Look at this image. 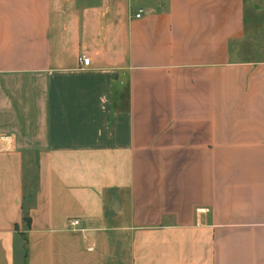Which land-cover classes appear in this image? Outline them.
<instances>
[{
  "label": "crops",
  "instance_id": "1",
  "mask_svg": "<svg viewBox=\"0 0 264 264\" xmlns=\"http://www.w3.org/2000/svg\"><path fill=\"white\" fill-rule=\"evenodd\" d=\"M0 264H264V0H0Z\"/></svg>",
  "mask_w": 264,
  "mask_h": 264
},
{
  "label": "built area",
  "instance_id": "2",
  "mask_svg": "<svg viewBox=\"0 0 264 264\" xmlns=\"http://www.w3.org/2000/svg\"><path fill=\"white\" fill-rule=\"evenodd\" d=\"M142 14V10H139L136 14H135V18H139ZM79 63L84 66V67H87L89 65V58H87L85 55H81L79 58ZM78 225V221L74 220V221H71L69 223V226H76Z\"/></svg>",
  "mask_w": 264,
  "mask_h": 264
},
{
  "label": "trees",
  "instance_id": "3",
  "mask_svg": "<svg viewBox=\"0 0 264 264\" xmlns=\"http://www.w3.org/2000/svg\"><path fill=\"white\" fill-rule=\"evenodd\" d=\"M24 221H25V222H28V221H29V219H28V218H25V219H24Z\"/></svg>",
  "mask_w": 264,
  "mask_h": 264
}]
</instances>
